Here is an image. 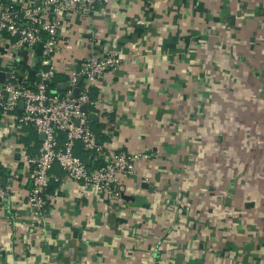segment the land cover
Instances as JSON below:
<instances>
[{
  "label": "crops",
  "instance_id": "crops-1",
  "mask_svg": "<svg viewBox=\"0 0 264 264\" xmlns=\"http://www.w3.org/2000/svg\"><path fill=\"white\" fill-rule=\"evenodd\" d=\"M12 52L0 37V63ZM111 53L123 64L93 86L105 154L150 159L119 177L114 198L81 190L55 166L40 219L23 166L40 135L5 129L0 264H264V115L243 112L259 110L244 98L248 69L264 88V0H112L89 18L65 14L56 76ZM19 55L31 82L43 69L41 46Z\"/></svg>",
  "mask_w": 264,
  "mask_h": 264
},
{
  "label": "built area",
  "instance_id": "built-area-1",
  "mask_svg": "<svg viewBox=\"0 0 264 264\" xmlns=\"http://www.w3.org/2000/svg\"><path fill=\"white\" fill-rule=\"evenodd\" d=\"M111 1L44 0L41 5L19 8L0 0V37L9 42L13 51L11 60L0 63V72L6 73L5 83L0 84V135L6 134L5 129H10V134L19 138L25 128H33L45 137L36 154L23 156L24 170L32 176L28 203L40 219L48 212V191L55 166H59L69 179L79 183L81 190H92L114 198L120 189L119 177L134 174L137 162L150 159L147 154L123 151L113 152L108 158L105 154L108 144L99 142L91 125L89 114H96L92 110L99 108V102L91 99L90 92L108 71L123 64L118 53L102 58L91 55L84 66L69 73L60 88L55 84L57 68L52 60L58 51L65 14L73 10L89 18L99 7ZM38 45L42 50L43 69L35 75L38 80L29 82L20 76L19 54ZM79 78H82L81 92L76 97ZM84 81H87L85 85ZM63 84H68L66 90L61 88ZM21 102L23 108H20ZM79 144L92 155L93 165L97 156L105 157L106 163L100 167H89L76 155ZM5 197L0 175V198Z\"/></svg>",
  "mask_w": 264,
  "mask_h": 264
},
{
  "label": "rangeland",
  "instance_id": "rangeland-1",
  "mask_svg": "<svg viewBox=\"0 0 264 264\" xmlns=\"http://www.w3.org/2000/svg\"><path fill=\"white\" fill-rule=\"evenodd\" d=\"M11 60V59H10ZM260 73L263 74V68L259 67ZM260 74V75H261ZM244 84H245V91L243 94H245L244 98H249L251 101H255L258 103L256 111V106H248L247 104L244 105V114L245 115H250V113H255V115H264V88L262 86V81L261 79L258 80L254 77L252 72L248 69L247 74L245 78L243 79ZM25 131V129H24ZM23 131V132H24Z\"/></svg>",
  "mask_w": 264,
  "mask_h": 264
},
{
  "label": "trees",
  "instance_id": "trees-1",
  "mask_svg": "<svg viewBox=\"0 0 264 264\" xmlns=\"http://www.w3.org/2000/svg\"><path fill=\"white\" fill-rule=\"evenodd\" d=\"M35 79L38 80V78H35V76H34V80ZM66 80H67L66 78H62V77L56 76L55 77V84H57V87H59V85L62 82H65ZM97 94H98V92H96L95 89L93 88L91 90V92H90L91 99L92 100H96L97 99ZM90 110H92V108ZM91 125H92V128H93V131L97 135V138H98L99 142L104 143V142H107L109 140L108 137L102 132V130L105 128L104 125H99V124H96L94 122H92ZM31 129H33V128H31ZM37 143H39L38 145L40 146L41 142L37 141ZM39 146L37 147V149H39ZM75 152H76V155L78 157H80L83 161L88 163L89 167H91V168L94 167V166L95 167H100L98 162H96V164H94V165L92 163L91 164L89 163V159H90V157L92 155H90L88 152L84 151L80 144L77 146V149H76Z\"/></svg>",
  "mask_w": 264,
  "mask_h": 264
},
{
  "label": "water",
  "instance_id": "water-1",
  "mask_svg": "<svg viewBox=\"0 0 264 264\" xmlns=\"http://www.w3.org/2000/svg\"><path fill=\"white\" fill-rule=\"evenodd\" d=\"M5 80H6V73L5 72H0V84H4L5 83ZM84 82L87 83V81H84ZM81 83H82V78H79V80H78V86L75 89V96L76 97H79V95H80V92H81L80 85H81ZM67 87H68V84H63L61 86V88L63 90H66ZM20 108H23V102L20 103ZM86 110H87L86 107H84V111H86ZM89 118H90V120L92 122L96 123L98 121V118L99 117H98L97 114L90 113L89 114ZM40 139H41V141H44V139H45L44 135H40Z\"/></svg>",
  "mask_w": 264,
  "mask_h": 264
}]
</instances>
